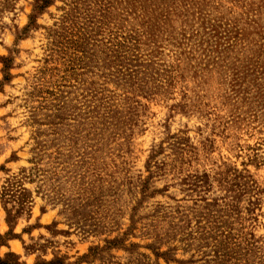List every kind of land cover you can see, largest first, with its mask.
<instances>
[{
	"label": "rangeland",
	"instance_id": "rangeland-1",
	"mask_svg": "<svg viewBox=\"0 0 264 264\" xmlns=\"http://www.w3.org/2000/svg\"><path fill=\"white\" fill-rule=\"evenodd\" d=\"M0 259L264 264V0H0Z\"/></svg>",
	"mask_w": 264,
	"mask_h": 264
},
{
	"label": "trees",
	"instance_id": "trees-1",
	"mask_svg": "<svg viewBox=\"0 0 264 264\" xmlns=\"http://www.w3.org/2000/svg\"><path fill=\"white\" fill-rule=\"evenodd\" d=\"M0 264H15L14 262H6L2 259H0ZM47 264H62V262H59L58 260H54L51 262H48Z\"/></svg>",
	"mask_w": 264,
	"mask_h": 264
}]
</instances>
